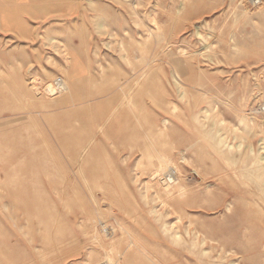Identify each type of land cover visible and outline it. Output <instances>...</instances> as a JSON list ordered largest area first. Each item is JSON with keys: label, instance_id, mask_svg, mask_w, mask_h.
I'll return each instance as SVG.
<instances>
[{"label": "rangeland", "instance_id": "1", "mask_svg": "<svg viewBox=\"0 0 264 264\" xmlns=\"http://www.w3.org/2000/svg\"><path fill=\"white\" fill-rule=\"evenodd\" d=\"M1 1L0 264H106L89 214L147 250L129 264H264V0H75L72 19ZM158 152L185 189L163 208Z\"/></svg>", "mask_w": 264, "mask_h": 264}, {"label": "bare ground", "instance_id": "2", "mask_svg": "<svg viewBox=\"0 0 264 264\" xmlns=\"http://www.w3.org/2000/svg\"><path fill=\"white\" fill-rule=\"evenodd\" d=\"M258 1V0H257ZM140 3V2H139ZM257 3V2H256ZM258 4V3H257ZM255 5V4H254ZM22 9V8H21ZM151 9V8H150ZM155 10V9H154ZM15 12V11H14ZM4 22L5 24H7V20L6 18H4ZM103 22V21H101ZM157 25V24H156ZM158 28V27H157ZM199 28V27H198ZM211 28V27H210ZM212 29V28H211ZM203 34V33H202ZM145 35V34H144ZM149 35V34H148ZM199 36V35H198ZM200 37V36H199ZM200 41V40H199ZM169 51V50H168ZM169 57V55H168ZM176 57V56H175ZM176 59V58H175ZM156 61V60H155ZM173 61V60H172ZM142 62L145 63L147 66L146 70L144 71L143 75L139 78L138 80V83L145 79V78H148L152 69L150 68L151 67V64L148 63L146 57H142ZM71 63H73V61H71ZM75 63V62H74ZM172 63V62H171ZM172 64H175L172 63ZM179 65V64H177ZM73 65L71 64V66L69 67V70L68 72H70L71 76L73 77H78V76H75V75H78L77 74H74V70H73ZM184 67V66H183ZM178 68V67H177ZM76 69V68H75ZM83 70V68H82ZM179 71V69H178ZM79 72V71H77ZM76 73V72H75ZM81 73V72H79ZM57 79V78H56ZM175 79V78H174ZM33 81V80H32ZM64 81V91L65 92H69L70 95H71V88L68 86L67 87V83L65 80ZM176 83V86L178 87L179 91H180V99L182 101H185L187 98V92L183 89V87H181L180 85H178L177 81L174 80ZM66 86V88H65ZM45 92L47 94H49L50 97H53L54 95V91L52 90L51 87H48L46 88ZM63 92V91H62ZM125 95V94H124ZM127 95H125V98H126ZM127 99V98H126ZM130 102V100H129ZM208 112V111H207ZM164 124L166 125L167 124V121L164 120ZM224 122V121H223ZM241 122V121H240ZM102 130V129H101ZM160 133L164 134L165 131L164 130H159ZM216 144V143H215ZM218 144L220 146H223V147H227L229 152L228 153H234V149L235 147L233 146H230L227 144V139L223 136V135H219V140H218ZM91 146V145H90ZM218 146L217 144L215 145V148L217 149ZM241 146H238L237 149L240 150ZM219 150V149H218ZM220 152V151H218ZM221 153V152H220ZM221 155L225 158V160H228V161H233L235 157H231L229 158L228 155L226 153H221ZM255 165L257 166V170H263L264 169V157H260L256 160L255 162ZM157 171L155 174H160L162 172H164L165 170H169L171 169V174L168 175L167 177V180L165 181V183L162 182V184L159 183L160 187L158 189H155V200L160 203V207L163 208L165 206V201H164V195H172V192L174 191V188L176 190H178L179 192V195L180 196H184L185 195V189L182 187V186H179V180L178 178L174 177L173 176V173L177 174V170H178V167H177V164L174 162V160L172 159V156L169 155L168 153L167 154H163V153H159L158 152V158H157ZM175 170V171H174ZM179 173V172H178ZM157 176V175H156ZM158 177V176H157ZM159 179V178H157ZM162 190H163V194H162ZM207 190V189H206ZM226 211V210H225ZM152 214L156 217H160V208L159 206L158 207H155V209H153L152 211ZM213 215V214H212ZM87 221L88 223L91 225L92 227V230H93V240L94 242L98 245V246H101L104 250V254H105V262L106 264H129V262L127 260L124 259V256H128V259L131 258V257H135L136 256H139L141 258H145V259H148L149 260V254L147 252V250L145 248H142V247H139L131 238H130V242H129V245L128 247H126V251L124 252H121L119 250V247H117V245L115 244V242L112 240V237L110 238V241L112 240V242L108 245L105 244V239H107L106 237L103 238L98 230H97V227H99L100 225H102L104 223L103 220L101 221H97L95 215L93 214H89L88 215V218H87ZM117 225V224H116ZM64 230V229H63ZM120 230L124 233L127 234V232L125 231V229L120 226ZM166 231H169L170 228H165ZM107 229H104V232H106ZM102 233V232H101ZM130 236V235H129ZM108 237V236H107ZM175 238L174 239H178L179 238V235L178 234H175L174 236ZM197 241H200V237L199 235L196 236L195 238ZM202 242V244L206 243V240L204 239L203 241H200ZM199 242V243H200ZM47 243V242H46ZM201 244V243H200ZM201 244V245H202ZM196 246V245H195ZM100 247V248H101ZM99 248V249H100ZM101 248V249H102ZM208 260V259H207ZM233 263V262H232Z\"/></svg>", "mask_w": 264, "mask_h": 264}, {"label": "crops", "instance_id": "3", "mask_svg": "<svg viewBox=\"0 0 264 264\" xmlns=\"http://www.w3.org/2000/svg\"><path fill=\"white\" fill-rule=\"evenodd\" d=\"M11 1L12 2H8L6 4L7 5L12 4L14 5V8L8 10H11L13 12L15 11V13H18L17 15L10 16L12 17V19H20L21 18L20 13H26V12H42L44 13L42 16H38L34 14L37 17V19H42L48 16L53 17V14H55L57 11L60 17L62 18L69 17V19H72L77 15L78 12L77 3L73 4L75 0H11ZM0 3H2L1 0ZM40 4H44L43 8L41 9L38 7V5ZM10 17L9 19H11Z\"/></svg>", "mask_w": 264, "mask_h": 264}, {"label": "built area", "instance_id": "4", "mask_svg": "<svg viewBox=\"0 0 264 264\" xmlns=\"http://www.w3.org/2000/svg\"><path fill=\"white\" fill-rule=\"evenodd\" d=\"M32 80L33 81H31V84L39 90L45 89L48 86H50L55 94L61 93L62 91H64L63 79L58 78L52 83H50L49 85L45 82L43 78L36 77L35 79H32ZM173 176L176 177L177 175L173 173Z\"/></svg>", "mask_w": 264, "mask_h": 264}]
</instances>
